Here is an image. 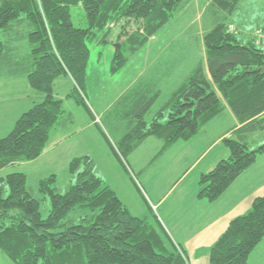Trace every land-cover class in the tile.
Listing matches in <instances>:
<instances>
[{
	"label": "trees",
	"instance_id": "16d2710c",
	"mask_svg": "<svg viewBox=\"0 0 264 264\" xmlns=\"http://www.w3.org/2000/svg\"><path fill=\"white\" fill-rule=\"evenodd\" d=\"M242 1L208 0L215 17L202 38L204 59L158 110L151 128L147 130L144 120L159 95L158 80H148L126 102H118L125 103L126 113L138 121L120 141L124 156L149 136L163 140L162 153L175 142L192 138L220 116L226 105L232 110L239 126L223 139L230 156L200 175L198 197L210 202L218 200L264 153V144L252 150L249 144L252 134L264 131V46L255 39L243 41L225 21ZM186 2L0 0V79L25 77L44 96L0 138V169L38 159L52 131L63 127V101L54 95L61 75L70 76L75 84L69 97L89 110L85 100L87 40L96 30L121 24L113 67L120 71ZM74 6H82L88 27L75 26ZM164 111L168 120L160 123L158 117H164ZM93 165L90 156L74 158L69 170L76 180L64 193L53 186L56 174L42 178L41 199L34 195L25 173L0 177V250L15 264H188L186 251L174 243L158 218L135 216L94 173ZM48 198L50 209L44 216L42 200ZM263 239L264 194L229 222L210 248L209 263L250 264V254Z\"/></svg>",
	"mask_w": 264,
	"mask_h": 264
},
{
	"label": "rangeland",
	"instance_id": "374dc122",
	"mask_svg": "<svg viewBox=\"0 0 264 264\" xmlns=\"http://www.w3.org/2000/svg\"><path fill=\"white\" fill-rule=\"evenodd\" d=\"M213 11V8L208 5V0H187L185 7L152 36L144 47L132 54L120 71H114L113 67L115 44L121 24L112 27L111 30L108 28L96 30L87 40L90 56L85 100L89 110L82 104H78L74 97H69V94L75 91V84L70 76L64 74L58 77L54 84V95L63 101L65 114L62 119L63 127L54 129L51 139L69 136L67 139H61L56 149L47 155L42 154L34 161L20 162L0 169V177L13 172L25 173L34 195L41 199L42 194L38 190V185L42 178L56 174L57 180L53 186L57 192L64 193L76 180L75 174L69 170L70 162L74 158L90 156L94 164V173L102 179L104 184L116 191L122 202L127 207L130 206L132 213L140 218H150L152 221L158 218L174 243L178 244L176 241L178 238L175 235L177 228L173 230L168 217L172 221L178 217L182 196L193 195L192 186L194 183L199 186L198 174L203 166L200 165L195 172H191L190 168L195 157L188 154L182 160L177 158L176 153L180 148L175 149V147L189 139L179 140L173 144L175 146L179 142L175 147L171 145L160 153L164 145L163 140L158 136H149L126 156L120 153L122 146L120 141L138 121L126 113L123 104L112 107L113 96L125 91L129 80L134 78H146L147 81L158 80L162 92L156 96L153 107H150L144 120L147 130L151 128L158 110L165 106L173 92L203 61L205 51L202 38L212 28L213 17H215ZM71 12L75 26L88 27L82 6L72 7ZM225 21L233 24L232 30L238 27L239 31H242L239 35L243 41L264 37V34H261V31L264 33V0L242 1L238 9L232 15H228ZM244 32L247 34L243 35ZM261 42L264 46V40ZM169 67L172 69L169 70ZM14 79V81H20V84L13 86L9 82L13 81L12 79L0 80V105L5 100H18L22 98L21 96L28 99L35 98L32 94L34 89L27 78ZM6 86L8 87L5 88ZM158 89L156 88V91ZM90 112L100 116L97 125L92 128L87 126L88 120H91ZM164 113V117H158L160 123L168 120V112L164 111ZM224 121L227 122L226 118ZM213 128H217L216 122ZM58 129L60 130L57 132ZM4 134L8 133L1 132L0 138L4 137ZM249 144L251 150L263 145L264 131L252 134ZM203 151H200L197 156ZM118 157L129 171L123 167ZM118 169L126 174L125 180L119 176ZM181 177L184 179H180ZM177 182L179 183L176 185ZM133 193L140 201L134 198ZM162 197H165V206L159 207L156 205L157 200ZM42 204V212L44 216H47L50 209L49 198L42 200ZM193 208L194 205L190 203L189 211L186 214L183 213L181 220L188 217ZM165 209L168 213L172 212V216L166 214ZM255 249L249 263L264 264V239ZM0 264L15 263L0 250ZM188 264L194 263L189 260Z\"/></svg>",
	"mask_w": 264,
	"mask_h": 264
},
{
	"label": "crops",
	"instance_id": "0c3cea01",
	"mask_svg": "<svg viewBox=\"0 0 264 264\" xmlns=\"http://www.w3.org/2000/svg\"><path fill=\"white\" fill-rule=\"evenodd\" d=\"M231 28L233 24H231ZM235 32L241 35L242 31H239V28L236 27L234 29ZM247 34L246 32L243 35ZM261 34H264L261 31ZM255 37V36H254ZM253 37V38H254ZM264 40V37H255V41L260 44V41ZM262 43V42H261ZM205 56V55H204ZM172 68L169 67V70ZM14 78H25V77H14ZM14 78H3L13 81H9L13 86L15 84H20V81H14ZM1 80V79H0ZM147 82L146 78H134L133 80H129L127 88L120 94L113 96L114 101L112 107L116 106L120 99L127 100V96L131 93L137 92L136 89L141 86H145ZM6 86L5 88H7ZM19 87V86H18ZM157 91L159 93L162 92L161 87ZM133 91V92H131ZM32 93L35 98L28 99L27 97H23L18 100H5L0 105V133H8L17 120V118L25 111L30 109L34 103H37L43 100L44 96L42 93L34 91ZM125 103H123V106ZM111 108V107H110ZM109 108V109H110ZM113 110V109H112ZM92 114V113H91ZM90 114V116H91ZM93 117H97L95 120L91 117V120H88L87 126L88 128H92L97 125V121H99L100 116H96L92 114ZM226 118L227 122L224 121ZM217 124V128H213L214 124ZM239 126V123L233 114L232 110L226 105L225 110L222 112L220 116H217L211 119L208 123L201 127L194 137L189 139L186 142H182L181 145L175 147L180 148V150L176 153L178 155L177 158L180 160L184 159L185 156L192 155L195 157L193 160V164L190 168L191 172H195L198 166L202 165L203 169L198 174V177L203 172H207L214 168V166L222 159H226L230 156V151L227 146L224 144L223 139L227 136H231L230 130L234 127ZM60 129L56 130L57 132ZM5 131V132H4ZM5 135V134H4ZM69 136V135H68ZM68 136H60L55 140L51 139L49 144L46 146L43 155H47L53 150L56 149V146L60 143L61 139H67ZM175 144V143H174ZM173 147V148H174ZM204 150V151H203ZM203 151L202 154H197ZM197 157V158H196ZM120 174L125 180V173H121V170L118 169ZM145 177V175H144ZM188 177V176H187ZM180 179H184L181 177ZM187 179V178H186ZM185 179V180H186ZM196 181V180H194ZM180 182V181H179ZM177 182L176 185L179 183ZM183 182V181H182ZM129 186V185H128ZM130 187V186H129ZM188 187V186H187ZM193 195H183L181 200L180 212L178 213V217L174 219L175 221L170 220L171 225L173 226V230L177 228L178 245L184 248L186 254L188 256V260L194 264H210L209 263V251L210 248L217 242L220 236L227 229L229 222L236 216L245 213L248 211L254 201L255 198L264 194V153L259 155L256 162L246 169L231 185L230 187L220 196V198L214 202H210L207 199L198 197L199 186L197 183H194L192 186ZM131 188V187H130ZM134 198L137 201L140 199L134 194ZM165 197L158 198L157 206L164 207ZM185 201H184V200ZM190 200V202H186ZM190 203L194 205L192 211L189 212L188 217L181 220V216L185 212V214L189 211ZM130 208V206H128ZM155 207V206H154ZM186 209V211H185ZM131 210V208H130ZM167 212V209L164 210ZM131 212H133L131 210ZM172 216V212L168 213ZM166 217V218H167ZM165 221V220H164ZM179 221V222H178ZM186 221V222H185ZM185 222V223H183ZM175 238V237H174ZM176 239V238H175ZM261 244V243H260ZM259 244V245H260ZM258 245V246H259ZM257 246V247H258ZM256 247V248H257ZM256 250V249H255ZM255 250L253 252H255ZM253 252L250 254H253ZM249 257V259H250Z\"/></svg>",
	"mask_w": 264,
	"mask_h": 264
}]
</instances>
